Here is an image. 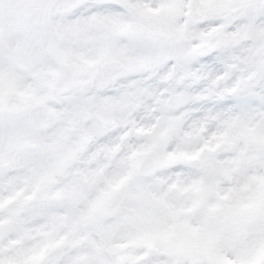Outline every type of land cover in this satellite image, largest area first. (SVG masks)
<instances>
[{
    "label": "snow or ice",
    "instance_id": "obj_1",
    "mask_svg": "<svg viewBox=\"0 0 264 264\" xmlns=\"http://www.w3.org/2000/svg\"><path fill=\"white\" fill-rule=\"evenodd\" d=\"M0 264H264V0H0Z\"/></svg>",
    "mask_w": 264,
    "mask_h": 264
}]
</instances>
